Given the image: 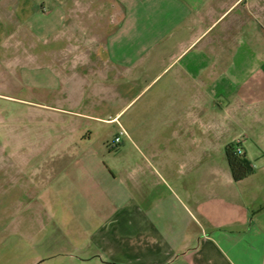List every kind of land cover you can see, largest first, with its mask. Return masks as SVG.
Listing matches in <instances>:
<instances>
[{"label":"crops","instance_id":"0c3cea01","mask_svg":"<svg viewBox=\"0 0 264 264\" xmlns=\"http://www.w3.org/2000/svg\"><path fill=\"white\" fill-rule=\"evenodd\" d=\"M32 69L68 116L5 135L0 264H264V0H0V75Z\"/></svg>","mask_w":264,"mask_h":264},{"label":"rangeland","instance_id":"374dc122","mask_svg":"<svg viewBox=\"0 0 264 264\" xmlns=\"http://www.w3.org/2000/svg\"><path fill=\"white\" fill-rule=\"evenodd\" d=\"M34 47V44H27L22 50L34 54ZM30 64L34 68L36 66L35 60H32ZM34 73L35 71L32 69V75L29 74L27 78L29 88L27 87L23 90H19L16 83L13 84L14 80L11 75H0L1 81L6 77L10 82L9 89L3 92V94L18 99L11 101L8 99L0 100V150H3L6 142L5 135L9 128L11 130H19L20 126H22L24 128L27 127L30 132H46L49 130L48 126L51 125L49 122L55 116H68L66 115L69 109L67 105V91L58 88L49 76H44L42 81L40 78L36 80V74ZM19 99L24 102L21 103ZM46 118H50V121L47 122ZM20 120H23V122L20 123ZM4 158L2 157L0 162L4 163ZM14 160L15 158L12 157L11 161L14 162ZM9 195L0 193V215L5 211V206L9 204L10 199H13Z\"/></svg>","mask_w":264,"mask_h":264},{"label":"trees","instance_id":"16d2710c","mask_svg":"<svg viewBox=\"0 0 264 264\" xmlns=\"http://www.w3.org/2000/svg\"><path fill=\"white\" fill-rule=\"evenodd\" d=\"M240 147L239 144L232 143L226 148L227 161L236 181H241L253 173L252 164L247 160L245 153L239 151Z\"/></svg>","mask_w":264,"mask_h":264},{"label":"built area","instance_id":"2783aa9c","mask_svg":"<svg viewBox=\"0 0 264 264\" xmlns=\"http://www.w3.org/2000/svg\"><path fill=\"white\" fill-rule=\"evenodd\" d=\"M120 141H121V137H120V136H119V137H116L115 140L113 141L112 145H113V146H117V145L120 143ZM237 144L240 145V143H237ZM239 151H240V152H243V150H242L241 147L239 148Z\"/></svg>","mask_w":264,"mask_h":264}]
</instances>
